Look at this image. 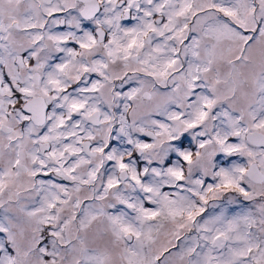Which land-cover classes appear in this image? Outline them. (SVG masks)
<instances>
[{"label":"snow or ice","instance_id":"6c2138e0","mask_svg":"<svg viewBox=\"0 0 264 264\" xmlns=\"http://www.w3.org/2000/svg\"><path fill=\"white\" fill-rule=\"evenodd\" d=\"M0 264H264V0H0Z\"/></svg>","mask_w":264,"mask_h":264}]
</instances>
